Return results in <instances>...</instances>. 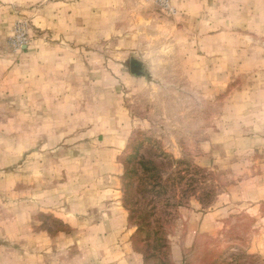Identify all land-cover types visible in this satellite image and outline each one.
<instances>
[{
    "label": "rangeland",
    "instance_id": "obj_1",
    "mask_svg": "<svg viewBox=\"0 0 264 264\" xmlns=\"http://www.w3.org/2000/svg\"><path fill=\"white\" fill-rule=\"evenodd\" d=\"M101 219L264 264V0H0V264H90Z\"/></svg>",
    "mask_w": 264,
    "mask_h": 264
},
{
    "label": "crops",
    "instance_id": "obj_2",
    "mask_svg": "<svg viewBox=\"0 0 264 264\" xmlns=\"http://www.w3.org/2000/svg\"><path fill=\"white\" fill-rule=\"evenodd\" d=\"M112 228L106 219H101L98 223L88 227V232L91 234V240L88 241V261L90 264H144L138 254L125 255L127 245L120 244L119 250L117 242L113 243L111 240L110 234L114 231H111Z\"/></svg>",
    "mask_w": 264,
    "mask_h": 264
},
{
    "label": "water",
    "instance_id": "obj_3",
    "mask_svg": "<svg viewBox=\"0 0 264 264\" xmlns=\"http://www.w3.org/2000/svg\"><path fill=\"white\" fill-rule=\"evenodd\" d=\"M130 65H131V70L134 73H136V74H140L141 73V71L139 70L141 65L136 59H131Z\"/></svg>",
    "mask_w": 264,
    "mask_h": 264
},
{
    "label": "built area",
    "instance_id": "obj_4",
    "mask_svg": "<svg viewBox=\"0 0 264 264\" xmlns=\"http://www.w3.org/2000/svg\"><path fill=\"white\" fill-rule=\"evenodd\" d=\"M162 3H166V0H160Z\"/></svg>",
    "mask_w": 264,
    "mask_h": 264
}]
</instances>
